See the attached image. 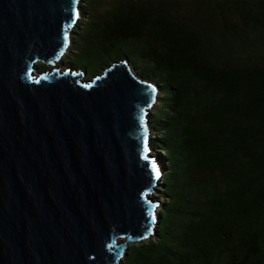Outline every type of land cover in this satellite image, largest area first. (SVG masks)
Listing matches in <instances>:
<instances>
[{"label":"trees","instance_id":"obj_1","mask_svg":"<svg viewBox=\"0 0 264 264\" xmlns=\"http://www.w3.org/2000/svg\"><path fill=\"white\" fill-rule=\"evenodd\" d=\"M83 3L70 65L90 76L127 58L159 88L167 200L122 264H264V0Z\"/></svg>","mask_w":264,"mask_h":264},{"label":"water","instance_id":"obj_2","mask_svg":"<svg viewBox=\"0 0 264 264\" xmlns=\"http://www.w3.org/2000/svg\"><path fill=\"white\" fill-rule=\"evenodd\" d=\"M81 1L0 0V264H117L155 232L158 86L127 58L88 80L37 66L65 54Z\"/></svg>","mask_w":264,"mask_h":264},{"label":"rangeland","instance_id":"obj_3","mask_svg":"<svg viewBox=\"0 0 264 264\" xmlns=\"http://www.w3.org/2000/svg\"><path fill=\"white\" fill-rule=\"evenodd\" d=\"M84 7V3H83V0L81 1L80 3V10H79V18L75 24V26L71 29V32H72V35H71V41L68 45V48L65 52V54L57 61L55 62V64H50V65H45L46 68L43 69V70H48V71H51L52 69H58V71H63V70H66L69 68L70 71H74L75 72H84L83 68H73L71 65H70V60L67 58V56H71L74 54V48H73V42H74V31H76V29H80L84 26V24L89 20L88 19V15L86 14L87 12L85 11V9L83 8ZM97 11H99V13H102L104 11V8H97ZM39 64V63H37ZM132 70L134 71V73H136L137 71L134 70L133 67H131ZM102 71L103 70H100L99 72L97 73H94V74H89L90 76H88L87 74L85 76H83L81 78V80H88L90 79L92 76L96 75V74H102ZM137 74V73H136ZM159 96V95H158ZM158 105V101L155 102L153 108L155 106ZM151 109L150 110V115L154 112V109ZM153 148V146H152ZM153 155H156L155 153V150L153 148V151L151 152ZM157 166L159 167L160 169V172H161V177H159V182H158V185L154 186L153 189L155 190V192H152L149 196L151 197L152 199V202L153 203H158V205L155 206V215H157L160 211H161V208H162V204L167 200V198L164 197L163 195V190H164V185H163V176L164 174L166 173V166H165V163L158 160L157 158ZM157 226V224H155ZM154 234V233H153ZM122 242V241H120ZM144 241H140V242H135V243H142ZM133 243H129L127 244L128 246L131 245ZM125 255H123L121 258H120V261L117 263V264H122L123 260L125 259Z\"/></svg>","mask_w":264,"mask_h":264},{"label":"snow or ice","instance_id":"obj_4","mask_svg":"<svg viewBox=\"0 0 264 264\" xmlns=\"http://www.w3.org/2000/svg\"><path fill=\"white\" fill-rule=\"evenodd\" d=\"M79 3V0H73V5ZM72 14L68 17L70 23L68 25V27H72L73 25H75L76 23V20L79 18V12L78 10L75 8V6H73L72 8ZM67 38H68V32L67 30H65V33H64V39H65V42H67ZM86 87H90V85H86ZM152 92L155 93V89L153 88L152 89ZM148 107H151V104L148 105ZM141 123L143 124V117H141ZM148 147H147V139L145 138V146H144V152L147 153L148 152ZM144 159H148L147 155L144 156ZM152 170H153V173L154 175L159 178V170L157 169L156 167V164L154 161H152ZM149 216L152 217V219H154V214L149 212ZM146 231H148V229H146ZM150 234V232H149ZM141 239H146L147 237L146 236H141L140 237Z\"/></svg>","mask_w":264,"mask_h":264},{"label":"bare ground","instance_id":"obj_5","mask_svg":"<svg viewBox=\"0 0 264 264\" xmlns=\"http://www.w3.org/2000/svg\"><path fill=\"white\" fill-rule=\"evenodd\" d=\"M161 177V176H160ZM156 222H157V219H156V221H155V224H156ZM156 227V226H155Z\"/></svg>","mask_w":264,"mask_h":264}]
</instances>
